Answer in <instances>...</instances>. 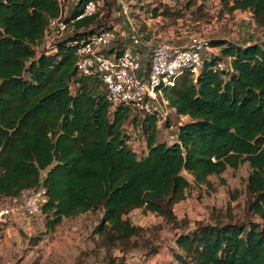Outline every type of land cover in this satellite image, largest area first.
<instances>
[{
    "label": "trees",
    "instance_id": "1",
    "mask_svg": "<svg viewBox=\"0 0 264 264\" xmlns=\"http://www.w3.org/2000/svg\"><path fill=\"white\" fill-rule=\"evenodd\" d=\"M92 1L103 3L97 14L75 21L68 36L40 52L50 19L60 17L59 0H0V195L11 202L46 189L44 230L31 246L64 220L100 213V247H126L144 241L145 229L129 220L141 210L176 229L170 264H264V42L211 40L210 47L221 50L207 53L200 75L186 74L163 91L167 108L182 121L168 142L160 140L158 105L151 113L131 106L112 111L99 80L78 74V49L113 28L101 16L105 7L113 11V0H78L66 21ZM209 1L187 0L185 8L202 11ZM219 1L224 13H247L264 27V0ZM150 12L154 18L176 13L166 5ZM129 125L145 152L131 145ZM244 164L252 220L199 222L190 229L178 220L175 208L192 186L186 175L211 186L212 177ZM159 253L148 249L149 256Z\"/></svg>",
    "mask_w": 264,
    "mask_h": 264
},
{
    "label": "rangeland",
    "instance_id": "2",
    "mask_svg": "<svg viewBox=\"0 0 264 264\" xmlns=\"http://www.w3.org/2000/svg\"><path fill=\"white\" fill-rule=\"evenodd\" d=\"M113 1L116 4L113 11L110 10L113 8L111 5L105 7L101 16L112 23L111 25L120 32L123 39L128 37L132 24L145 37L148 47L158 43L186 46L193 40L220 39L221 34L230 39V42L249 45L264 42V27L258 26L247 13H224L219 0L209 1L206 7H202V11H197V6L191 9L185 8L187 0ZM77 2L78 0H65L64 18L70 17ZM165 5L176 12L175 16L154 18L150 11L164 8ZM108 10L111 11L110 17H106V13L109 14ZM178 11L181 13H177ZM125 12H128V15ZM57 40L51 35L47 36L38 51L50 50ZM158 110L163 112L160 140L171 142L173 139L171 134L181 120L171 114L169 108L161 102L158 104ZM167 124L174 126L173 129L166 126ZM127 132L131 136L133 148L145 152V143L139 138L133 125H129ZM249 173L248 164L242 165L236 171L228 169L220 178L212 177L211 186L196 185L193 183V178L185 174L192 182V186L187 192V199L175 208L178 220L188 222L186 223L188 229L199 222L252 220V215L247 211L246 179ZM100 216V213H89L64 220L57 230L45 236L37 247L31 246L30 239L44 230L43 215L38 213L27 219L12 222L0 230V264L171 263V249L175 246L177 231L162 218L146 214L141 210L135 211L129 220L145 229L144 241L133 242L126 247L116 245L108 251L100 247L98 243L100 238L95 234ZM179 230L181 232L182 227ZM152 245L160 250L157 256L148 254V249L150 250Z\"/></svg>",
    "mask_w": 264,
    "mask_h": 264
},
{
    "label": "built area",
    "instance_id": "3",
    "mask_svg": "<svg viewBox=\"0 0 264 264\" xmlns=\"http://www.w3.org/2000/svg\"><path fill=\"white\" fill-rule=\"evenodd\" d=\"M64 2L59 0L60 17L50 19L45 38L51 35L58 42L62 41L64 36L71 33L75 21L93 16L103 7L101 1L89 2L80 16L67 22L64 18ZM125 14L128 15V12ZM210 42L193 40L186 46L158 43L148 47L145 37L132 24L126 43L116 28L102 29L78 49L76 69L80 76L99 80L112 111L121 106H131L151 113L160 102L167 106L163 98L165 89L175 87L186 74L193 78L200 75L205 56L212 50ZM120 43H124L123 46ZM143 48L148 49L147 65L141 52ZM224 67L226 62H220L219 68ZM47 199L43 187L11 202H6L0 195V230L19 219L37 215Z\"/></svg>",
    "mask_w": 264,
    "mask_h": 264
},
{
    "label": "crops",
    "instance_id": "4",
    "mask_svg": "<svg viewBox=\"0 0 264 264\" xmlns=\"http://www.w3.org/2000/svg\"><path fill=\"white\" fill-rule=\"evenodd\" d=\"M143 12H141V14H142ZM122 35H124V34H122ZM223 35L224 34H221V36H222V38H220V37H217V38H220V39H226V40H229V41H231L230 39H227V38H225V37H223ZM124 40V42H126V40H127V38H125V39H123ZM233 43H235V44H237V45H241V46H246V45H249L248 43L246 44H244V43H237V42H233ZM259 43V42H258ZM220 48H216V49H212L211 50V52H213V53H216V54H219L220 53ZM147 51H148V49L147 48H143L142 50H141V52H142V54H143V56H144V59H147V55H148V53H147ZM208 53H210V52H208ZM207 56V55H206Z\"/></svg>",
    "mask_w": 264,
    "mask_h": 264
},
{
    "label": "clouds",
    "instance_id": "5",
    "mask_svg": "<svg viewBox=\"0 0 264 264\" xmlns=\"http://www.w3.org/2000/svg\"><path fill=\"white\" fill-rule=\"evenodd\" d=\"M207 55V54H206Z\"/></svg>",
    "mask_w": 264,
    "mask_h": 264
}]
</instances>
